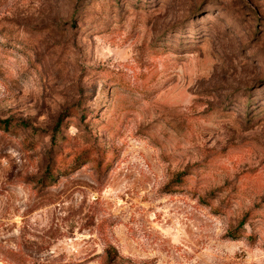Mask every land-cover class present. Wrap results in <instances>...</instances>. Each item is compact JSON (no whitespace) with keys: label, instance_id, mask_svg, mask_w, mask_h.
Returning <instances> with one entry per match:
<instances>
[{"label":"rangeland","instance_id":"1","mask_svg":"<svg viewBox=\"0 0 264 264\" xmlns=\"http://www.w3.org/2000/svg\"><path fill=\"white\" fill-rule=\"evenodd\" d=\"M3 120L0 264H264V0H0Z\"/></svg>","mask_w":264,"mask_h":264},{"label":"trees","instance_id":"2","mask_svg":"<svg viewBox=\"0 0 264 264\" xmlns=\"http://www.w3.org/2000/svg\"><path fill=\"white\" fill-rule=\"evenodd\" d=\"M61 123H62V119L59 118L58 122L56 123L55 127L52 130V134H51V144H50V149H49V165H48V169L46 170L44 176H43V181H47L52 179V175L54 177V172L58 171V166L56 167L57 164H54L53 162V158H54V154L58 152V147H57V142L55 141L56 138V134L60 131L61 129ZM0 127H2L3 129L7 130V131H11V121L10 120H3L0 121ZM37 129H33V133H37ZM79 160V158L76 160V162ZM80 161V160H79ZM77 164V163H76ZM242 227V225L240 226ZM236 233V232H234ZM233 237H235V234L232 235Z\"/></svg>","mask_w":264,"mask_h":264}]
</instances>
